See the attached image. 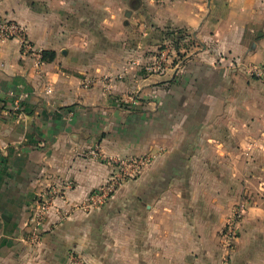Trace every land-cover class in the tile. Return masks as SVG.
Returning <instances> with one entry per match:
<instances>
[{
	"label": "crops",
	"instance_id": "obj_1",
	"mask_svg": "<svg viewBox=\"0 0 264 264\" xmlns=\"http://www.w3.org/2000/svg\"><path fill=\"white\" fill-rule=\"evenodd\" d=\"M0 14L29 43L0 40V264H72L75 252L90 264H221L226 251L204 243L242 186L221 173H247L254 151L241 145L264 125V79L251 72L264 65V0H0ZM180 30L189 40L172 67L148 71ZM159 150L102 208L80 207L109 158ZM179 156L196 180L155 195ZM53 188L35 242L32 218ZM234 264H264V248H236Z\"/></svg>",
	"mask_w": 264,
	"mask_h": 264
},
{
	"label": "rangeland",
	"instance_id": "obj_2",
	"mask_svg": "<svg viewBox=\"0 0 264 264\" xmlns=\"http://www.w3.org/2000/svg\"><path fill=\"white\" fill-rule=\"evenodd\" d=\"M162 46L159 47V49H161ZM110 47L115 51L120 50L121 47H125V52L127 48L131 49V45L129 44L125 46H116V44H112ZM258 77L262 78L261 76ZM254 133L256 136H254L253 139L241 145V147H245L247 150L254 151L253 155L247 158L250 162L248 164H251L250 167L246 168L247 173L241 172L234 175L230 172V168L227 170V166L224 169L225 172L221 173V177L226 182L228 180L231 182V180H233L231 178L235 176L237 183H242V186L238 187L236 190L237 197L234 203L231 205L219 206L222 211H228V215L220 222V228L215 238L205 237V248H222V251H226L221 264H225L226 261H228L229 264H234V252L236 248H264V125L261 131ZM196 144V141L188 142L189 155L196 151ZM237 146L240 147L238 144ZM186 159L189 163H192L193 158L191 156H179L175 161L180 163H172L168 166L169 168L165 167L163 171L158 174L156 180L160 186L155 195H159L160 191H162V187H166L172 182L184 180L189 183L192 180V176H194L193 181L196 180L195 175L197 174L192 172L190 169L191 167H189L191 164L188 165V167L184 165ZM229 159L230 158H227V160ZM230 161H239V158H237V160L231 159ZM240 163L241 162H239V164ZM221 191L228 194L232 190L222 189ZM176 192L188 196L191 190L188 188L187 184H179L177 185ZM99 208L102 207L99 206L98 209ZM71 260L72 264H90L88 261L89 259L80 252L71 254Z\"/></svg>",
	"mask_w": 264,
	"mask_h": 264
},
{
	"label": "built area",
	"instance_id": "obj_3",
	"mask_svg": "<svg viewBox=\"0 0 264 264\" xmlns=\"http://www.w3.org/2000/svg\"><path fill=\"white\" fill-rule=\"evenodd\" d=\"M11 38H18L22 44L29 45L22 26L14 20L4 18L0 14V40L4 41ZM188 40L189 36L186 41ZM177 58H179L178 49L174 42L170 40L159 49L154 62L147 66V70L158 73L164 72L172 67ZM251 72L264 78V65L254 66L251 69ZM87 83L91 84L92 80L88 79ZM161 151L162 150H159V152L150 151L137 157L109 158V163L113 165L109 177L101 186H99V188H97L96 191H94L90 199L80 207L90 209L92 207H99L106 204L128 179L140 175L147 166L152 164L159 154H161ZM61 193L62 191L59 188H53L49 192L50 195L48 198L44 197L38 201L32 218L33 229L31 239L33 241L36 242L40 240V228L47 214L53 208L56 197ZM62 215L63 217H67L68 212ZM225 264H229V262L226 261Z\"/></svg>",
	"mask_w": 264,
	"mask_h": 264
},
{
	"label": "trees",
	"instance_id": "obj_4",
	"mask_svg": "<svg viewBox=\"0 0 264 264\" xmlns=\"http://www.w3.org/2000/svg\"><path fill=\"white\" fill-rule=\"evenodd\" d=\"M188 34L184 32L183 30L180 31H174L173 33H170V40H172L178 49V51L187 45L186 39L188 38ZM43 60L44 61H53L56 58V52L53 50H44L42 52Z\"/></svg>",
	"mask_w": 264,
	"mask_h": 264
}]
</instances>
